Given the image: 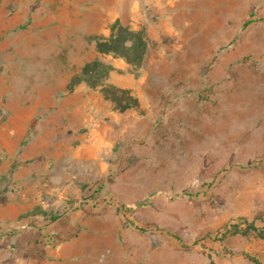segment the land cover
I'll return each mask as SVG.
<instances>
[{
	"label": "rangeland",
	"instance_id": "rangeland-1",
	"mask_svg": "<svg viewBox=\"0 0 264 264\" xmlns=\"http://www.w3.org/2000/svg\"><path fill=\"white\" fill-rule=\"evenodd\" d=\"M211 1L0 0V234L82 210L122 264H264V118L219 115L245 28Z\"/></svg>",
	"mask_w": 264,
	"mask_h": 264
},
{
	"label": "crops",
	"instance_id": "crops-1",
	"mask_svg": "<svg viewBox=\"0 0 264 264\" xmlns=\"http://www.w3.org/2000/svg\"><path fill=\"white\" fill-rule=\"evenodd\" d=\"M210 1L187 0L193 12L198 3ZM214 1L226 4L220 10L227 12L224 18L229 15L235 19L236 25L251 21L242 30L236 49L219 56L216 71L224 77L218 89L219 115L221 118H264V0L211 2ZM4 206L8 208L9 204ZM112 223L111 214L99 216L77 210L62 224V233L54 244L38 236L43 228L0 234V241L10 250L24 254L18 264H122V249L109 252L108 248Z\"/></svg>",
	"mask_w": 264,
	"mask_h": 264
},
{
	"label": "trees",
	"instance_id": "trees-1",
	"mask_svg": "<svg viewBox=\"0 0 264 264\" xmlns=\"http://www.w3.org/2000/svg\"><path fill=\"white\" fill-rule=\"evenodd\" d=\"M250 24H251V21L246 22V23L243 25V28H247ZM137 37H138L137 39H138L139 43L142 44L143 47H145V46H146V42H145V40L142 38V35L137 34ZM103 46H104V45H102V44H100V45L98 46V48H99L100 51H102V52H111V51H115L113 48H105V47H103ZM26 143H27V139H25V140L22 142V146H25ZM191 196H192V195L190 194V192H184V193H182V194L177 195L176 197H191ZM55 220H56V219L53 218V221H55ZM44 231H45L44 229H43V230L40 229L39 232H38V236H39V237L42 236L44 239H47V238L53 236V235H51V234H45ZM246 257L249 258V259H250L252 262H254L255 264H260V262H259L256 258L251 257V256H249V255H246Z\"/></svg>",
	"mask_w": 264,
	"mask_h": 264
},
{
	"label": "built area",
	"instance_id": "built-area-1",
	"mask_svg": "<svg viewBox=\"0 0 264 264\" xmlns=\"http://www.w3.org/2000/svg\"><path fill=\"white\" fill-rule=\"evenodd\" d=\"M45 241L49 244H54V243H56V238L54 236H51V237L45 239Z\"/></svg>",
	"mask_w": 264,
	"mask_h": 264
}]
</instances>
